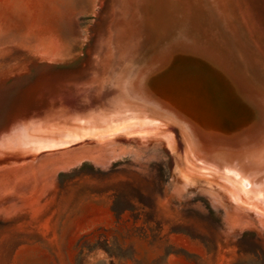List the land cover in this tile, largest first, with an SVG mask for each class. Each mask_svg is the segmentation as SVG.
<instances>
[{
    "label": "rangeland",
    "instance_id": "rangeland-1",
    "mask_svg": "<svg viewBox=\"0 0 264 264\" xmlns=\"http://www.w3.org/2000/svg\"><path fill=\"white\" fill-rule=\"evenodd\" d=\"M0 264H264V0H0Z\"/></svg>",
    "mask_w": 264,
    "mask_h": 264
},
{
    "label": "water",
    "instance_id": "water-1",
    "mask_svg": "<svg viewBox=\"0 0 264 264\" xmlns=\"http://www.w3.org/2000/svg\"><path fill=\"white\" fill-rule=\"evenodd\" d=\"M166 83L165 80L160 79L149 85L145 84L142 87H146V89L150 92L151 97H153V99L157 98L161 103H168L172 106L177 105V107L186 110H197L195 114L199 119L196 120L206 132L211 134L213 138L212 143L213 140H223L232 147L233 145H236L232 144L231 141H237L240 143L244 139H248V142L252 145V142L246 135V132L250 129V127L241 125L240 121L234 117L225 116L223 113L227 112V110L223 111L221 107L220 109L219 107L216 108L214 103L193 98L184 92L179 93L178 90L173 89L171 85L169 86L168 81ZM204 110L209 113L201 112ZM205 113L208 114V117L202 116V114L204 115ZM233 127H236L235 129H239L240 133H236ZM201 147L202 151L207 153L210 152V150L205 148L203 145Z\"/></svg>",
    "mask_w": 264,
    "mask_h": 264
},
{
    "label": "bare ground",
    "instance_id": "bare-ground-1",
    "mask_svg": "<svg viewBox=\"0 0 264 264\" xmlns=\"http://www.w3.org/2000/svg\"><path fill=\"white\" fill-rule=\"evenodd\" d=\"M143 87H140L141 89V92L139 90V92L137 93L136 92V96L138 98L141 97L143 98V90H142ZM158 114H160V118H158V121H156L155 123H160L161 121H164L166 119H169L171 118L172 116H176V117H179L181 121H184L186 123H188L191 127V130L193 131V133H196L198 136H195L193 140H196V143H198V146L199 147H196V145H192L194 148H191L190 145H189V148L190 149H195L197 151V149H199L198 151H200L201 149V146L203 145L205 148L207 147H214L213 143H212V136L211 134H209L208 132H206L204 129L201 128V126L199 125V123L192 117L182 113V112H179L177 110H161L159 111L158 110ZM138 123V122H137ZM136 123V124H137ZM138 124H142V123H138ZM179 126V125H178ZM172 127V125H170L169 129ZM236 131V133H240L239 129H234ZM182 134V133H181ZM242 136V135H240ZM182 137L185 138L182 134ZM184 140V139H183ZM232 144H235L236 146H232L231 150H233V152L235 151H240L242 149H240L241 146H245L247 147L250 143L248 142V139H244L242 142L238 143L237 141H231ZM185 140H184V145H185ZM190 143H193V142H190ZM189 144V143H188ZM184 149H185V146H184ZM210 150V149H209ZM185 151V150H184ZM209 153H212V154H216L214 153V151L210 150ZM221 154H225V153H221ZM221 154H216V157L213 158L212 162L215 166V160L221 155ZM215 159V160H214ZM228 177V176H227Z\"/></svg>",
    "mask_w": 264,
    "mask_h": 264
}]
</instances>
